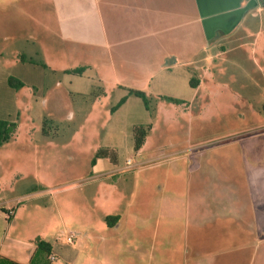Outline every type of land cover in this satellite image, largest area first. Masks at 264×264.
Segmentation results:
<instances>
[{
    "label": "rangeland",
    "instance_id": "obj_1",
    "mask_svg": "<svg viewBox=\"0 0 264 264\" xmlns=\"http://www.w3.org/2000/svg\"><path fill=\"white\" fill-rule=\"evenodd\" d=\"M9 11L10 19L29 16L25 7ZM261 28L260 39L264 23ZM32 32L11 25V36L22 35L3 50L40 58L29 52ZM252 56L234 62L230 54L209 63L215 82L200 89L199 114L191 113L198 104L189 109L152 95L146 109L131 95L109 115L120 92L89 123L82 121V108L72 118L62 109L59 119L49 105L45 117L59 128L49 136L42 130L41 143L23 141L28 135L17 127L12 139L27 143L12 142L0 158L57 178L22 204L41 206L39 225L50 217L67 264H264V55ZM46 72L47 84L53 83L56 75ZM199 74L191 72L195 79ZM182 83L175 90L185 95L183 87L190 88ZM79 122L72 133L69 127ZM139 125L147 135L135 150L133 128ZM106 148L116 153L115 163L101 158L93 167L95 153ZM107 215L118 220L107 225Z\"/></svg>",
    "mask_w": 264,
    "mask_h": 264
},
{
    "label": "crops",
    "instance_id": "obj_2",
    "mask_svg": "<svg viewBox=\"0 0 264 264\" xmlns=\"http://www.w3.org/2000/svg\"><path fill=\"white\" fill-rule=\"evenodd\" d=\"M15 5L26 8L25 21L9 18ZM0 14V119L16 122L18 133L23 130L28 135L22 140L34 144L42 142V130L47 136L58 131L57 122L45 114L60 119L63 109L72 118L82 108V121L89 123L107 98L121 92L116 103L122 97L125 101L110 111L113 115L131 96L128 89L159 100H163L160 96L173 97L189 109L198 104L191 113L199 114L203 100L199 91L205 83L207 89L215 82L209 63L212 66L218 57L230 54L234 62L242 56L264 55V36H259L264 0H0ZM15 24L33 30L27 37L34 44L29 52L40 58L3 50L22 35L11 36ZM252 63L260 66L254 59ZM79 67V73L66 72ZM46 71L56 75L51 84H47ZM191 72H200L198 79ZM11 76L23 83L20 90L9 85ZM77 79L83 84L77 85ZM185 82L190 90L182 87L188 96L175 90ZM159 88L168 90H155ZM74 103L79 107L76 110ZM79 125L68 127L74 133L79 132ZM19 139L2 144L0 156L12 142L27 143ZM8 161L0 158V264H53L37 239L67 264L70 257L58 243V229L50 232V217L39 225L44 217L41 206L25 209L22 204L25 197L41 193L57 178H49L38 167L28 168L21 162L10 166Z\"/></svg>",
    "mask_w": 264,
    "mask_h": 264
},
{
    "label": "trees",
    "instance_id": "obj_3",
    "mask_svg": "<svg viewBox=\"0 0 264 264\" xmlns=\"http://www.w3.org/2000/svg\"><path fill=\"white\" fill-rule=\"evenodd\" d=\"M82 71V68H75V69H71V70H67L66 72L69 73H79ZM195 79L191 77L189 83L191 86H195L194 84ZM9 85L14 87L16 90H20L24 85L21 81H19L18 79L14 78V77H9L8 79ZM128 93L130 95H134L137 96L139 98L142 99V101L144 102V105L146 107V109L148 108V101L150 100L149 97H147L145 95V93L143 91L140 90H136V89H128ZM161 99L175 103V104H180L183 101L173 98V97H169V96H160ZM125 101V98L122 97L115 105H113L110 108V111L113 112L115 109H117L123 102ZM17 123L10 121V120H5V119H0V146L6 142H8L13 135L16 133V129H17ZM147 135V129L146 127L139 125V126H135L133 128V136H134V149L138 150L141 148L144 139ZM99 158H108L109 160H111L113 163H115L116 160V153L114 152V150L112 149H99L94 157L91 159V163L94 164L95 161ZM118 220L117 216H111V215H107L104 217V221L106 222L107 225H112L115 224V222ZM37 243L38 246L48 255L51 254L48 248V245L46 243H43L42 241H40L39 239H37Z\"/></svg>",
    "mask_w": 264,
    "mask_h": 264
},
{
    "label": "built area",
    "instance_id": "obj_4",
    "mask_svg": "<svg viewBox=\"0 0 264 264\" xmlns=\"http://www.w3.org/2000/svg\"><path fill=\"white\" fill-rule=\"evenodd\" d=\"M11 214H12V209L7 210V216L10 217ZM48 258H49L50 260H55V259H56V257H55L54 254H52V253L48 255Z\"/></svg>",
    "mask_w": 264,
    "mask_h": 264
}]
</instances>
